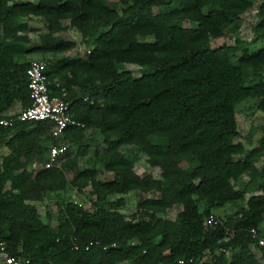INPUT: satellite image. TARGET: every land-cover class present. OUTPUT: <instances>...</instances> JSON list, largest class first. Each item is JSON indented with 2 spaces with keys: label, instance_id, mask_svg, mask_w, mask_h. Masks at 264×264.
Masks as SVG:
<instances>
[{
  "label": "trees",
  "instance_id": "obj_1",
  "mask_svg": "<svg viewBox=\"0 0 264 264\" xmlns=\"http://www.w3.org/2000/svg\"><path fill=\"white\" fill-rule=\"evenodd\" d=\"M254 1L0 0V119L10 116L6 111L14 101L21 108L30 103L28 63L21 61L28 50L19 43L25 36L17 35L26 24L19 19L37 17L44 23L40 45L30 51L53 54L74 45L54 36L67 20L89 49L85 57L46 63L48 82L60 83L70 114L82 124L65 129L60 140L78 142L95 130L104 144L98 158L111 173L98 182L94 169L77 170L70 183L95 196L119 195L112 208L100 200L92 211L63 203L52 229L31 202L66 185L61 168L43 167L49 145L59 138H51L44 121L0 127V145L7 148L0 160V245L6 252L28 258V264H174L179 259L210 264L205 251L224 247L227 255L212 254L216 264H257L249 245L257 240L252 229L260 238L264 234V162L258 163L264 136L259 146L246 150L237 140L235 106L257 99L264 116V0L257 4L253 28L260 47L250 50L240 38L232 46H210L225 26L236 27ZM154 7L160 10L154 13ZM123 65L138 66L140 75ZM261 129L264 135V125ZM121 146L144 154L146 170L137 173V153L123 155ZM86 148L78 147L65 163ZM28 160L40 167L29 170ZM243 176L247 180L240 188ZM131 191L157 196L138 202L126 219L117 208ZM174 205L181 210L173 220L162 216ZM226 206L236 212L215 214ZM209 216L218 221L205 227ZM257 248L264 264V244Z\"/></svg>",
  "mask_w": 264,
  "mask_h": 264
},
{
  "label": "rangeland",
  "instance_id": "obj_2",
  "mask_svg": "<svg viewBox=\"0 0 264 264\" xmlns=\"http://www.w3.org/2000/svg\"><path fill=\"white\" fill-rule=\"evenodd\" d=\"M15 2H25L31 0H13ZM109 2H115V0H108ZM260 0H255L251 8L244 11L236 21V27L225 26L223 29V35L218 38L210 39V46L212 48L219 47L223 44L232 46L236 38L243 40L249 47L250 50L256 49L262 45V43L254 41V32L253 28L258 22L257 16V4ZM160 9L157 7L153 8L154 13L158 12ZM19 22H24L26 24V29L23 31H18L17 35L24 37L19 43L21 46L28 50L27 53L23 54L21 61L24 63H29L33 60H42L44 62H53L61 58H74V57H85L89 49V46L85 45L84 39L82 36L69 25L67 20L61 21L62 29L57 32L54 36L58 40H67L71 41L74 45L71 49L61 52V53H37L30 51L33 48L40 45L39 36L45 31L44 23L37 17L21 18ZM186 26L189 24L185 23ZM2 28L0 25V34ZM142 40H150V38H140ZM121 69L128 70L132 73L133 76L138 77L140 75V68L136 65H123ZM264 74V68L260 70ZM76 90L80 94L83 93L81 89L76 87ZM85 96V93H83ZM257 99L246 98L245 100L239 102L235 106V120L237 124V130L239 136L237 140L242 142L248 150L249 148L259 146L260 138L263 135V130L261 127L264 125V116L256 107ZM11 114H16L20 111L21 106L18 101H14L9 108ZM7 112V111H6ZM59 141L61 142L60 138ZM58 142V141H57ZM58 142V143H60ZM66 144V154L57 163V167L61 168L64 176L66 185L62 191L59 192H50L44 195V198L41 201L31 202L42 222L49 223L52 229L57 227V217H58V207L65 202L71 201L84 210L92 211L94 209L93 203L96 201H104L105 207L112 208L115 200L119 198V195L116 196H95L87 192L77 191L76 188L70 183V180L74 176L77 170H82L86 168H92L95 170V179L98 182H103L111 178V173L104 170L101 161L98 158L100 151L104 148V144L101 141V138L98 136L95 130H87L81 140L78 142H67ZM87 146L84 154L77 156L74 161L72 157L75 150L82 146ZM120 153L123 155H128L131 152H136L138 157L137 162V173H141L146 170V156L138 151L132 146H121L119 148ZM7 153V148L4 145H0V160L3 155ZM44 157V156H43ZM264 162V147L263 154L258 158V163ZM40 167V164L36 160H28L27 168L31 171H35ZM158 169H155L154 176L158 178ZM247 179L242 177L237 183L238 187H242ZM5 188H8V184ZM121 196V195H120ZM157 196L155 192H149L146 194L139 193L136 191L127 192L122 197L124 198V204L119 206L117 210L124 215L126 219H130L132 214L137 209V204L145 198H154ZM179 206V205H177ZM173 206L166 211L162 216L168 220H173L179 211L180 207ZM236 212V207L226 206L224 209H219L215 211L216 215H232ZM262 232H264V225ZM261 238L264 240V234L261 235ZM255 257L257 264H262L260 260V253L258 248L255 251H251ZM229 253V252H228Z\"/></svg>",
  "mask_w": 264,
  "mask_h": 264
},
{
  "label": "built area",
  "instance_id": "obj_3",
  "mask_svg": "<svg viewBox=\"0 0 264 264\" xmlns=\"http://www.w3.org/2000/svg\"><path fill=\"white\" fill-rule=\"evenodd\" d=\"M46 62L42 60H33L28 63L25 68V78L28 89L29 105L22 107L16 114L10 115L7 118L0 119V127H11L15 122H40L44 121L49 125V133L51 138L55 141L63 137V132L70 126L82 127V124L76 121L69 111L70 101L66 98V91L60 86L59 82L53 84L48 82L45 74ZM59 88V93H53V88ZM84 101L93 103V99L88 96L83 97ZM66 144L65 140L60 143L53 142L49 145L44 168H51L57 166L60 158L65 156ZM218 220L213 216L207 217L203 225H215ZM251 236L257 238L256 243L249 245L251 251H255L257 246H262L264 240L257 236L256 230L252 229ZM93 244L89 241L85 244L87 250ZM73 248L77 249V245L73 244ZM229 249L220 247L215 253L205 251V255L211 258L210 264H216L212 254L224 253L228 254ZM29 259L21 255H11L5 251L4 247L0 245V264H28ZM174 264H186L183 259L177 260Z\"/></svg>",
  "mask_w": 264,
  "mask_h": 264
},
{
  "label": "crops",
  "instance_id": "obj_4",
  "mask_svg": "<svg viewBox=\"0 0 264 264\" xmlns=\"http://www.w3.org/2000/svg\"><path fill=\"white\" fill-rule=\"evenodd\" d=\"M11 113H12L11 110L8 109V110H7V114H8V115H13V114H11ZM243 177L246 178V176H243ZM246 179H247V178H246ZM175 206H177V205H175ZM177 207H180V208H179V211H180V210H181V206H177Z\"/></svg>",
  "mask_w": 264,
  "mask_h": 264
}]
</instances>
